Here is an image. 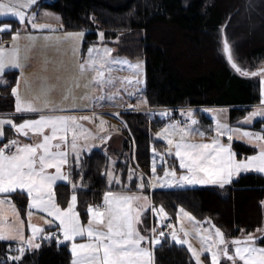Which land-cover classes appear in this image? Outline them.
Masks as SVG:
<instances>
[{
	"label": "snow or ice",
	"instance_id": "snow-or-ice-1",
	"mask_svg": "<svg viewBox=\"0 0 264 264\" xmlns=\"http://www.w3.org/2000/svg\"><path fill=\"white\" fill-rule=\"evenodd\" d=\"M38 0H7L0 2V18L18 19L21 25L27 21L31 29L55 33L58 31L48 24L35 22L36 13L29 15L24 10H30L37 5ZM51 16V13H44ZM59 20V17H55ZM63 25H61V29ZM11 25H0V33L11 32ZM85 32H63V36L44 35L36 36L28 34L24 37L29 44L24 48L21 56V48L17 43L21 37L19 31L13 34V45L10 48L0 46V78L7 71L18 70L20 76L17 78L16 86L12 87V95L15 97V112L18 114H37L35 119H22L16 123L13 119L0 118V241H14L18 244L15 249L17 255H9L0 264H22L26 251H32L41 247L37 239L51 241L56 239L57 243L69 242L71 251L70 264H155L154 250L161 243L160 237L165 236L163 230L157 228L141 229L144 224V213L151 211L160 217L161 224L168 219V214L163 205L156 207L147 195L146 188L155 189L184 187L186 185H219L223 188L230 184L233 176L240 173L255 171L264 173V131H249L241 127H232L222 123L217 118L215 128L210 142H203L208 134L195 127L198 121L194 113L189 109L186 113V123L176 121L167 125L159 135L167 141L166 153H157L153 148L151 165V177L145 181L144 176L136 177L139 180L138 193L129 191H106L103 195L102 204L88 205L86 209L87 223H83L80 212L77 210L79 186L72 180V169L82 168L81 155L85 150L90 151L91 146L87 141L95 139L92 133L80 123L81 120H93L95 117L75 116L61 114L75 110H83L89 104L95 105L101 101H111L115 96H92L85 93L79 97L85 104H77L78 99L74 94L73 87L79 88L80 81H86L85 88L113 87L115 78L111 75L116 64H129L128 61H119L111 57L112 49L91 46L87 49V59L76 62L78 76L72 80L63 93L60 101L50 98L53 87L47 82V77H37L30 80L24 76L26 67H30L28 53L36 48L39 40L45 41V47L50 46L48 42L55 40L56 43H71V51L75 54L81 43ZM101 41L104 33H99ZM223 52L231 66L244 76H264V69L258 72H248L241 69L233 59L232 51L225 40ZM45 62V66L47 65ZM134 70L133 77L121 78L122 84L129 86L140 84L139 79L143 72L142 61L129 64ZM90 77V78H89ZM23 80L25 88L30 90L34 85L39 86V95L32 99H25L20 91V82ZM264 84V80L261 81ZM132 95V94H130ZM264 96V89H262ZM71 102L68 104V102ZM264 103V101H262ZM68 104L66 107L65 105ZM131 107V106H130ZM117 118L119 113L114 114ZM161 115H166L162 113ZM256 118L264 120V108L254 110L246 116L242 123L250 125ZM104 121H100L103 130ZM14 130L17 138H8L5 128ZM31 133V135H30ZM178 135L179 139L173 137ZM192 135H198L202 142H192L187 139ZM23 136L32 142H22L19 137ZM70 137V139H69ZM222 137L227 138V143L222 142ZM108 137L101 136L99 139L106 140ZM235 139L245 141L255 152L242 159L237 158V153L232 147ZM81 139L84 143H80ZM70 145V149H69ZM72 156L70 163L69 156ZM174 155L179 161L178 174L176 168L165 167L167 164L165 156ZM157 159L163 167V176L157 173ZM109 186L113 182L122 185L113 170H107ZM134 173L129 170L128 179H133ZM58 182L71 184L72 195L66 207L58 203L56 187ZM122 187L127 188L126 185ZM26 193L27 206L25 209L27 227L30 235H25V220L21 217V210L12 200V196H22ZM36 212L46 213L50 219H45L44 224L51 228L55 225L57 233L46 232L44 227L32 222ZM181 216L188 219L191 229L181 225L178 235L175 226L171 223L164 225L171 231V239L177 245H186L191 253L195 264H205L202 256L209 264H264V247L256 246V237L248 233L242 239L233 238L230 241L222 230L215 225L212 229H205L201 222L182 207L179 209L177 220ZM257 231H261L257 229ZM147 233V234H145ZM62 237V240H61ZM190 237L200 243L197 249L190 242ZM78 238L79 241L78 242Z\"/></svg>",
	"mask_w": 264,
	"mask_h": 264
},
{
	"label": "trees",
	"instance_id": "trees-1",
	"mask_svg": "<svg viewBox=\"0 0 264 264\" xmlns=\"http://www.w3.org/2000/svg\"><path fill=\"white\" fill-rule=\"evenodd\" d=\"M39 3L40 7L60 14L63 30H84L85 44L96 41L102 30L104 41L119 37L127 45V51L140 52L145 60V100L151 108L197 106L192 111L199 118V125L203 131L212 132L213 120L205 113L206 107L227 106L230 123L239 124L254 105L261 103L258 79L232 70L219 53L218 31L228 20L227 32L240 57L253 64L264 62V0H41ZM4 20L11 21L13 31L19 29L16 19L0 18V22ZM5 75L9 84L0 86V111L12 112L15 103L11 87L17 72L7 71ZM122 114L126 125L117 131L120 146L113 151L114 157L109 144L107 150L95 147L81 155L82 168L71 170L72 180L79 186L77 210L84 223L87 206L101 203L106 191L139 192L136 177L143 175L145 181L149 179L153 148L164 151L168 146L165 140L152 134L153 129L164 125L166 118L149 117L143 111ZM251 128L264 130V120L258 119ZM5 132L8 136L14 134L8 127ZM232 147L239 156L255 152L238 140H233ZM169 158L170 164L177 166L175 157ZM107 170H113L127 188L115 182L109 186ZM129 170L134 173L131 181ZM72 191L70 183H58L56 192L62 206H67ZM144 193L152 196L155 205H163L174 219L179 206L200 218L211 217L231 239L242 231L251 232L264 225L263 173H243L223 188L219 185L146 188ZM12 197L25 207V194ZM54 229L51 227L50 232ZM256 242L264 245V234ZM17 247L12 241H0V261L7 259L9 248L11 255H17ZM154 258L155 264H195L187 247L177 245L169 235L162 237L155 247ZM71 259L70 243L58 244L52 239L43 240L39 249L26 251L22 264H70Z\"/></svg>",
	"mask_w": 264,
	"mask_h": 264
},
{
	"label": "rangeland",
	"instance_id": "rangeland-1",
	"mask_svg": "<svg viewBox=\"0 0 264 264\" xmlns=\"http://www.w3.org/2000/svg\"><path fill=\"white\" fill-rule=\"evenodd\" d=\"M40 1L41 0H38L37 5L33 6L30 10H24V11H26L29 15H31L32 12H35L36 13V20H35L36 23L51 25L54 29H57L58 31H56L55 33H49L46 30L43 32L33 30V29H31L30 24H28L27 21H25L24 25L19 24V29L17 30V31H19L20 37H21V39L17 42L18 44L20 42L21 44H25L24 46L28 45L29 41L24 39V37L28 34H32V35H36V36L53 35V36H61L62 37L63 32L84 31L82 29L81 30H76V29H64V30L62 29V30H60L61 25H63L60 14L56 13L50 9L40 7L39 6ZM0 2L7 3V0H0ZM44 13H51L52 15L51 16H45ZM55 17H59V20L55 19ZM16 21L19 22L18 19H16ZM3 24H9V25H11V29H13L11 21L4 20V21L0 22V25H3ZM227 24H228V20H226L219 28V31H218V49H219V53L226 60L228 65L231 67V69L236 71L231 66V64L229 63L226 54L223 52V45H224L225 40L229 44V47L232 51L234 62L241 69L246 70L248 72H251V71H255L258 68H261V66L264 65V62H258L256 64H253L252 62H249L245 58L240 57V55L237 51V48H236L235 41L229 36V34L227 32ZM29 29H31V30H29ZM17 31L11 30V33L7 34V35H4V33H6V32L0 33V46L7 47L8 44L13 45L12 36ZM100 32H103V31L99 30V33ZM242 37H244V36H242ZM84 40H85V35L82 38L81 43L78 45V51L75 54H73V52L71 51V47H72L71 43H56V41L53 40V41L48 42L50 46L45 48V46H44L45 41H43L42 39L38 41V43L36 45V47L38 49L37 48H35V49H37L36 53L39 54V57L45 58V56H46V57L55 58V59H62L63 65L61 67L57 66V65L52 66V70L50 71L52 73L54 69L56 70V73L54 74L55 77H53V79H52L53 82L50 85L53 87V94L58 93V94L62 95V93L69 86H72L73 78L78 76V72L76 70V62H77V60H80V59H87V49L91 46H95L97 48H100L101 51L103 50L104 47L111 48L112 49L111 57L115 60H119V61L126 60L129 62V64H132V65L136 64L138 61H142L143 72L141 73V75L139 77V79L141 81L140 84L133 83V85H131V86H129L127 84H122L121 78H123V77L132 78L134 70L129 67V64H116L113 66L114 70L111 73V75L115 78L113 87H105L103 89L98 88V87H96V88H85L84 85H85L86 81H83V80L80 81V87L79 88L73 87L74 94L78 98L76 100L77 104L88 103L87 101H82L79 99V97H82L85 93L92 95V96H97V97L101 96V95L115 96L114 100L101 101L100 103H97L95 105L89 104V106L87 107V108H90V107L102 108L101 112L97 111V113H82V114L75 113V114H72V115H75L77 117H79V116H89V117L94 116L95 117L93 120H87V121L81 120L80 123L84 126L85 129L88 130V132L92 133V135L94 137H98V138L101 136L108 137L106 140H100L98 142L97 147L103 146V148H105L107 150L109 145H110V152L112 153L111 157L113 158L114 157L113 151L120 146V142H119L120 138H119V135L117 134V131L119 130V128L121 126L126 125V124H124L126 122H125L123 114L120 116V114H121L120 110H118V109L112 110V108L121 107V106H124V107H130V106L136 107L137 106L138 107V106L145 105V102H146L145 92H144V87H145V60H144L143 56L141 55V53L137 52L135 49H131V50L127 51L126 50V49H128V48H126L127 45L124 44L119 37L112 38V39L107 40V41H104V39H103V41H101L100 36L98 35V39L96 41L89 42L87 44L84 43ZM47 79H50V77H47ZM254 79H258V81H259L261 96H262V89H264V84H262L261 81L264 80V76L257 75V76H254ZM38 87L39 86L34 85L35 89H37ZM37 91L40 92V89H37ZM130 94H132V95H130ZM59 98L60 97H57V98L51 97V99H53V100H58ZM262 101H264V96H262L261 102ZM70 103L71 102L69 101L68 104H70ZM68 104H66V105H68ZM259 109H261V108H259ZM204 111L206 114H208L212 118L213 129L215 128L217 118L220 120V122L229 124V109L228 108H223V107L206 108ZM143 112H145L146 115L149 117L166 118V121L161 128H158L155 130L151 129L152 134L155 138L165 140L162 135L158 136V133H161L162 130L167 125H170L176 121L181 122V126H184V124L186 123L185 121H180V120L176 119L175 117H172L171 114L165 110H157L155 112H151V111L150 112L149 111H143ZM116 113H119L118 118L114 115ZM162 113H166V115H161ZM180 114H182V113L180 112ZM194 118L198 121V124L195 127L199 128L200 130L203 131L202 127L199 125V118L195 115V113H194ZM101 120L104 121L103 130H101V126H100ZM206 133H208L207 136H211V137L213 135H215L214 131L206 132ZM199 137L200 136H198V135H192L190 137H187V139L195 140L196 138H199ZM110 139H111V141L109 143ZM173 139L177 140V139H179V136L176 135L173 137ZM221 139H224V137H222ZM100 142H102V145H100ZM80 143H84V140L81 139ZM87 143H88V145L91 146V148L96 146L94 139L90 138L87 141ZM167 149H168V146L165 148L164 151L158 150L156 152L157 153H166ZM169 156L175 157L174 155H169ZM169 156H165V159L167 161V164L164 165L165 167H173L174 166V165L170 164L172 159L169 158ZM176 160H177V166H174V167L176 168V170L179 174V172L181 170L179 169V161L177 158H176ZM159 166H161V164H160L159 159H157V173H158V175L163 176V168H158ZM138 167L140 168V165H138ZM140 169H142V168H140ZM151 175H152V173L150 172L148 177L150 178ZM198 185L203 186L200 184H198ZM157 188H160V187H157ZM144 194L147 195L148 198L150 199V201L152 202V204L155 205L153 203L152 196L150 194H147V193H144ZM155 206L159 207L157 205H155ZM181 207L183 209H185V211L191 213L192 216H194L196 218V221L201 222L203 228L210 229V230L214 231V229H212V225H215V227H218L222 230V232L225 234L226 238L229 241L231 240V238L227 235L225 230L222 229L221 227H219L211 217L207 216L205 218H200V217L194 215L192 212H190L188 209H186L183 206L178 207L175 219L165 210L168 214V219L169 218L173 219L172 224L175 226V230H177L178 235H181V236L183 235L182 233L179 232L181 225H183L186 229H191V224L189 223L187 218L181 216L180 220L179 221L177 220V215H178L179 209ZM147 218H150L148 222H147ZM165 221H164V223H165ZM163 225L164 224H161V222H160V217L149 210V211H146L144 213V224L140 225L139 227L141 229H144L145 227H147V228L155 227L158 230L164 231ZM257 229H260V228H257ZM257 229L254 231H251V232L242 231L240 236L245 237L248 233H251L256 237V235L259 233V231H257ZM172 230L173 229H169V233L167 234L170 236V238H171V231ZM145 234H147V233H145ZM161 238L162 237H160V240H161ZM190 242L197 249L200 248V243L197 239L190 237ZM202 260H205V264H209V262L205 259L204 256H202Z\"/></svg>",
	"mask_w": 264,
	"mask_h": 264
},
{
	"label": "crops",
	"instance_id": "crops-1",
	"mask_svg": "<svg viewBox=\"0 0 264 264\" xmlns=\"http://www.w3.org/2000/svg\"><path fill=\"white\" fill-rule=\"evenodd\" d=\"M29 30H31V29H29ZM17 31V30H16ZM21 45V46H20ZM25 44H21L20 42H19V46H20V48H21V56H23L24 55V48H25V46H24ZM12 45H10V44H8V46L6 47V48H10ZM37 48V47H36ZM46 48V47H45ZM38 49V48H37ZM37 49H34L33 51H31V52H29L28 53V55H29V62H30V67H26L25 68V71H24V76L26 77V78H29L30 80H36L37 79V77H50V79H47L48 81V84L49 85H51L52 84V79H53V77H55V73H56V70L54 69L53 70V72L51 73L50 71L52 70V66H62L63 64H62V59H55V58H50V57H46L45 56V58H41V57H39V54L38 53H36V50ZM48 62L47 63V65L45 66V62ZM16 72H17V77H16V81H15V83L12 85V87H14V86H16V84H17V78L20 76V73H19V71L18 70H15ZM9 84V79L6 77V75L4 74L3 75V78H0V86H6V85H8ZM12 87H11V90H12ZM37 89H40L39 87L37 88ZM37 89H35L34 88V86L30 89V90H28V89H26L25 88V85H24V82H23V80H21V82H20V88H19V91H20V93H21V95L25 98V99H32L33 97H35V96H37V95H39V93L40 92H38L37 91ZM62 90V89H61ZM57 98V97H60L58 100H55V101H60L61 100V97H62V95L61 94H58V93H56V94H53V92H52V94H51V96H50V98ZM14 103H15V97H14ZM68 105H66V107H67ZM179 107H184V106H179ZM220 107H223V108H228L227 106H209V107H206V108H220ZM205 108V109H206ZM259 108H264V103H259V104H256V105H254V108L250 111V112H252V111H254V110H257V109H259ZM116 110V109H118V110H120V116L122 115V113H123V111H151V112H155V111H157V110H165V111H168L166 108H151V107H149L147 104H146V102H145V105H142V106H136V107H124V106H121V107H114V108H112V110ZM101 110H102V108H93V107H90V108H84L83 110H75V111H71V112H66V113H61V114H75V113H79V114H82V113H97V111H99V112H101ZM169 112V111H168ZM249 112V113H250ZM170 113V112H169ZM248 113V114H249ZM171 114V113H170ZM248 116V115H247ZM175 117V116H174ZM0 118H9V119H13L17 124L18 123H20V122H22V119H35V118H37V114H32V113H23V114H18V113H16L15 112V107H14V110L12 111V112H2V111H0ZM176 118V117H175ZM177 119V118H176ZM258 119H261V118H256L255 120H254V122L255 121H257ZM242 121L243 120H241L240 121V123L239 124H231L230 123V120H229V125L230 126H232V127H241L242 129H244V130H249V131H255V132H259V131H261V130H256V129H253V128H251V126L253 125V123L252 124H250V125H244L243 123H242ZM262 131H264V130H262ZM6 133V132H5ZM30 135H31V133H30ZM101 135V134H100ZM6 136H8V135H6ZM8 138H17L16 137V134L14 133L13 135H9L8 136ZM19 139L22 141V142H32V141H29L28 139H26V138H24L23 136H20L19 137ZM69 139H70V137H69ZM210 139H211V136H205L204 138H203V142H210ZM95 143H96V146L95 147H97V145H98V142L101 140V139H99L98 137H96L95 139ZM234 140H238V141H241V140H239V139H235L234 138ZM192 142H202V138L201 137H199V138H196L195 140H191ZM222 142H224V143H227L228 141H227V138L226 137H224V139H222ZM241 142H243V143H245V144H247L245 141H241ZM100 145H102V142H100ZM248 145V144H247ZM95 147H93V148H95ZM69 149H70V145H69ZM92 149V148H91ZM235 151V150H234ZM87 153V152H89L88 150H85L84 151V153ZM236 152V151H235ZM237 153V152H236ZM252 154H254V152L253 153H251V154H249V155H252ZM83 155V154H82ZM248 156V155H247ZM244 157H246V156H239L238 154H237V158L238 159H242V158H244ZM176 159V158H175ZM69 161H72V156H71V154H70V156H69ZM177 161V160H176ZM249 172H255V171H249ZM241 174H243V173H240L239 175H241ZM264 174V173H263ZM238 175V176H239ZM238 176H233V178H232V180L233 179H235V178H237ZM58 183H62V182H58ZM197 186H199L198 184H195V185H186V186H184V187H182V188H185V187H197ZM203 186H209V185H203ZM179 188H181V187H179ZM56 190V189H55ZM133 193V192H132ZM134 193H138V192H134ZM25 195H26V193H25ZM12 200L17 204V207L21 210V217L25 220V235L26 236H28V235H30L31 233H30V229H28V227H27V217H26V213H25V209H26V206H27V203H28V201L26 202V205H25V207L24 208H22V206H20V204H18V202H17V200L14 198V197H12ZM58 203H59V201H58ZM61 205V204H60ZM62 206V205H61ZM62 207H66V206H62ZM45 219H50V217H47V214L46 213H41V212H36L35 210H34V215H33V217H32V222L33 223H36V224H38L39 226H41V227H44L45 228V231L46 232H50V228L49 227H47L45 224H44V220ZM84 223V222H83ZM87 223V222H86ZM52 227H55V225H53ZM260 230L261 231H259V233L256 235V237H259L260 235H262V234H264V225L262 226V227H260ZM12 242H14V241H12ZM37 243H40L41 244V242H42V240H39V239H37V241H36ZM78 242H81V241H79V238H78ZM14 243H16V242H14ZM17 244V243H16ZM18 245V244H17ZM256 246H258V247H264V245L263 244H260V243H258V242H256Z\"/></svg>",
	"mask_w": 264,
	"mask_h": 264
},
{
	"label": "built area",
	"instance_id": "built-area-1",
	"mask_svg": "<svg viewBox=\"0 0 264 264\" xmlns=\"http://www.w3.org/2000/svg\"><path fill=\"white\" fill-rule=\"evenodd\" d=\"M195 108H198V107H197V106L167 107L166 109H167L168 111H170L172 114H174L178 120H180V121H185V122H186V113H187V111H188L189 109L192 110V109H195ZM180 112H181L182 114H180ZM140 168H141V166H140ZM99 204H102V203H99ZM99 204H95V205H99ZM169 223H171V224L173 223V219H172V218L167 219V220L165 221L164 225L169 224ZM164 225H163L164 232H165V234L167 235V234L169 233V229L166 228V227H164ZM51 232L55 234V233H57V229H54V230L51 231ZM53 240H54L55 242H57L55 238H53ZM61 240H62V237H61Z\"/></svg>",
	"mask_w": 264,
	"mask_h": 264
},
{
	"label": "water",
	"instance_id": "water-1",
	"mask_svg": "<svg viewBox=\"0 0 264 264\" xmlns=\"http://www.w3.org/2000/svg\"><path fill=\"white\" fill-rule=\"evenodd\" d=\"M261 69H264V68H259V69H257V70H255V71H252V72H258V71H260ZM233 238H236V239H242V238H244V237H242V236H238V237H233ZM232 238V239H233ZM257 238V237H256Z\"/></svg>",
	"mask_w": 264,
	"mask_h": 264
}]
</instances>
